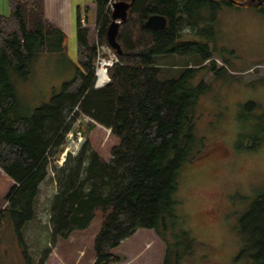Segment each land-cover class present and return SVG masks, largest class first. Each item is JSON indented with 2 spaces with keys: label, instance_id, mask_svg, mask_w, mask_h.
Returning <instances> with one entry per match:
<instances>
[{
  "label": "trees",
  "instance_id": "1",
  "mask_svg": "<svg viewBox=\"0 0 264 264\" xmlns=\"http://www.w3.org/2000/svg\"><path fill=\"white\" fill-rule=\"evenodd\" d=\"M119 1L129 3L130 10L117 37L121 54L114 50L118 63L108 70L110 84L95 88L97 46L88 42L86 24H94V12L88 8L85 18L78 14L74 78L54 91L48 103L33 109L20 100L14 77L26 79L40 54L66 56L67 36L46 17L45 0H8L9 15L0 13V170L7 176L0 173V194L13 182L0 217L10 214L20 235L34 218L40 187L52 171L57 185L50 211L52 243L88 229L100 212L94 264L122 263L125 258L114 250L141 229L154 230L166 243L163 264H182L189 255L166 233L169 219L177 217L178 172L202 156L194 154V116L208 86L191 84V68L179 78L162 80L164 65L158 59L184 57L205 67L217 53L195 41L201 25L215 21L224 7H248L264 14V0H94L98 41L109 47V3ZM153 15L167 19L164 30L146 26ZM212 62L214 74L227 71L216 70ZM82 116L111 130L119 145L106 161L85 139L76 156L69 155L63 166L53 168L52 162L69 144L67 134ZM245 120L251 134L246 135L250 144L244 149L257 151L264 146V112L250 113ZM238 233L243 241L240 258L264 264V192L248 204ZM181 235L188 239L186 233ZM48 257L46 251L41 263Z\"/></svg>",
  "mask_w": 264,
  "mask_h": 264
},
{
  "label": "rangeland",
  "instance_id": "2",
  "mask_svg": "<svg viewBox=\"0 0 264 264\" xmlns=\"http://www.w3.org/2000/svg\"><path fill=\"white\" fill-rule=\"evenodd\" d=\"M48 4L49 18L66 33L67 59L56 53L40 54L26 79L14 77L20 100L32 109L48 103L54 91L59 92L65 81L74 78L72 64L78 63V14L80 11L85 18L87 9L94 7V0H48ZM0 13L9 15L8 0H0ZM93 21L92 25L86 24L88 42L96 43V63L101 65L104 59H115L116 52L98 41L95 10ZM201 26L202 32L195 41L208 44L217 53L203 64L205 67L199 68L184 57L158 59L164 65L162 80L179 78L191 68V84L198 86L204 82L208 86L194 116V154L202 156L183 165L178 172L174 195L177 217L169 219L166 235L189 255L182 264H248L240 258L243 241L238 223L248 204L264 192V146L257 151L244 149L250 144L246 135L251 134L245 119L250 113L264 112V14L248 7H224L217 12L215 21ZM212 61L216 70L226 67L227 71L214 74L210 71ZM249 103L254 106L247 107ZM91 121L82 116L75 121L74 130L78 126L86 129L84 141L88 139L91 148L109 161L119 140L103 127H90ZM74 150V145L68 144L52 167L59 168L69 155L76 156L79 152ZM0 173L4 174L1 170ZM54 176L50 171L42 183L34 218L25 224L20 235L10 214L0 217V264H42L46 251L49 257L44 264H94V241L102 227L100 212L88 229L52 243L50 211L57 193ZM12 184L11 181L4 194H0V210ZM166 249V243L154 230L141 229L124 240L114 254L125 258L120 264H163Z\"/></svg>",
  "mask_w": 264,
  "mask_h": 264
},
{
  "label": "water",
  "instance_id": "3",
  "mask_svg": "<svg viewBox=\"0 0 264 264\" xmlns=\"http://www.w3.org/2000/svg\"><path fill=\"white\" fill-rule=\"evenodd\" d=\"M130 4L124 1L115 2L111 15V23L107 29V41L110 47L121 54V48L118 43L117 37L120 31V26L128 18ZM146 26L154 30H164L167 27V19L160 15H153L148 18Z\"/></svg>",
  "mask_w": 264,
  "mask_h": 264
},
{
  "label": "built area",
  "instance_id": "4",
  "mask_svg": "<svg viewBox=\"0 0 264 264\" xmlns=\"http://www.w3.org/2000/svg\"><path fill=\"white\" fill-rule=\"evenodd\" d=\"M109 6H110L111 9H113V3L112 2L109 3ZM97 50H98V47H97ZM98 57H99V54H98ZM114 58L115 59H111L110 61H107L106 59L102 60V61H106L107 62L106 63L107 68L105 69L107 72H106L105 78H102L99 75V67L101 65L99 63H96V72H95V81H94V84H95V88L96 89L105 88V87H107L110 84L111 81H110V78L108 76V70L115 63H118V58H117L116 53L114 54ZM89 120L91 121L90 118H89ZM67 139L69 141V144H73L74 145V147H75V150H74L75 153L80 151L83 143L85 142L84 141V133H83L82 129L79 128V126H78L77 129H75V130L73 129L70 133L67 134Z\"/></svg>",
  "mask_w": 264,
  "mask_h": 264
},
{
  "label": "crops",
  "instance_id": "5",
  "mask_svg": "<svg viewBox=\"0 0 264 264\" xmlns=\"http://www.w3.org/2000/svg\"><path fill=\"white\" fill-rule=\"evenodd\" d=\"M89 9H91L93 12H94V10H95V4H94V7H92V8H90L89 7ZM45 14H46V17L50 20V21H52L50 18H49V4H48V0H45ZM53 22V21H52ZM54 24H56L55 22H53ZM57 25V24H56ZM58 26V25H57ZM59 27V26H58ZM60 28V27H59ZM61 29V28H60ZM62 30V29H61ZM63 31V30H62ZM64 32V31H63ZM65 33V32H64ZM66 34V33H65ZM60 56L62 57V58H64V59H67V54H66V56L65 55H61L60 54ZM61 58V59H62ZM63 60V59H62ZM73 66L75 65V64H72ZM74 69H75V66H74ZM93 124H95V122L94 121H91ZM95 126H99V127H102V126H100L99 124H95ZM104 128V127H103ZM105 130H107L108 132H109V134H111V131L110 130H108V129H106V128H104ZM94 261H95V259H94ZM94 263V262H93Z\"/></svg>",
  "mask_w": 264,
  "mask_h": 264
},
{
  "label": "bare ground",
  "instance_id": "6",
  "mask_svg": "<svg viewBox=\"0 0 264 264\" xmlns=\"http://www.w3.org/2000/svg\"><path fill=\"white\" fill-rule=\"evenodd\" d=\"M97 58H98V54H97ZM106 61H102V63H101V66L99 67V75L102 77V78H105V75H106V68H107V66H106Z\"/></svg>",
  "mask_w": 264,
  "mask_h": 264
}]
</instances>
